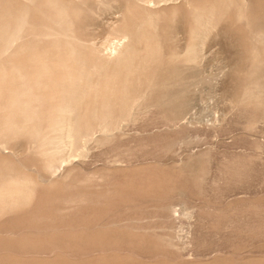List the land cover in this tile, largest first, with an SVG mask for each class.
Returning a JSON list of instances; mask_svg holds the SVG:
<instances>
[{
	"label": "rangeland",
	"instance_id": "obj_1",
	"mask_svg": "<svg viewBox=\"0 0 264 264\" xmlns=\"http://www.w3.org/2000/svg\"><path fill=\"white\" fill-rule=\"evenodd\" d=\"M217 1L139 3L168 27L151 31L160 52L175 53H155L162 63L132 69L130 76L145 80L126 82L143 96L129 115L88 118L83 134L90 136L52 158L30 148L35 125L46 119L38 108L33 128L0 138V184L22 189L0 210V264H264V34L248 38L236 17L241 5L263 28L264 0ZM134 3L76 0L79 36L94 49H111L122 41L115 29L123 7ZM28 4L0 0L9 14L31 15L35 2ZM136 7L132 18L143 17L145 8ZM200 9L199 21L193 15ZM193 31L200 32L197 53L182 59ZM15 54H0V67L18 61ZM31 54L50 75L66 53ZM133 54L135 62L144 55ZM98 55L75 54L89 65ZM68 64L75 74L76 64ZM86 84L79 87L83 109L98 100ZM54 100L44 97L40 106ZM106 124L113 132L104 134Z\"/></svg>",
	"mask_w": 264,
	"mask_h": 264
},
{
	"label": "bare ground",
	"instance_id": "obj_2",
	"mask_svg": "<svg viewBox=\"0 0 264 264\" xmlns=\"http://www.w3.org/2000/svg\"><path fill=\"white\" fill-rule=\"evenodd\" d=\"M75 1L70 0L67 2L69 4H65V0H24V2L30 5L35 2L32 5L34 11H32L31 15L27 10H22L17 14H9L4 10V6H0V54L16 53L14 59L18 60L12 62V66L7 68L4 66L0 67V138H9L20 133L21 130H26L24 128H33L35 124L32 123V119H39V116L34 113V108H38V112L42 113V115L43 112L46 113V119L42 125H35L36 130L33 131L34 141L32 142L34 145L30 148L32 152L44 158L56 157L62 153L61 148L63 145L73 148L81 140L90 136L89 133L83 134L87 129V126H84L83 122L88 118H98L101 122H104L107 119H120L119 117L122 115H129L128 113L132 107L136 103H139L143 96L141 95L142 93L133 94V90L126 82L145 80V77H140V73L139 76L136 74V76H130L132 69L142 70L144 66L145 69H149L151 65L159 62L162 63L161 58L155 53H175L169 51L160 52L162 49L158 44V38H155V41L152 40L151 31L167 30L168 27L160 19L158 20L154 11L147 9L148 7L139 5L143 0H133L138 8H145V15L143 17L132 18L135 14L136 6L127 5L123 7V13L120 20H118L120 21L119 25L116 29L113 27L117 37L119 34L120 38L118 37V39L122 41L117 42L118 44H115L114 47L111 46V49L109 48L104 52L101 49H94L92 44H88L87 41H84L79 36V25L82 21L80 16L81 10L76 4H72ZM166 1L170 0H159V2ZM146 2L145 5L147 4ZM233 3L235 4L236 1ZM239 6L240 9L237 10L238 14L236 17L246 28L248 38L257 40L262 37L264 26L263 28L257 26L258 23L255 22L252 14L241 7V5ZM209 8L211 9L212 7ZM223 8L225 9L224 6ZM198 11L201 14H194L193 18L200 21L201 18L205 17H203V10L200 9ZM204 20L206 21L207 17ZM199 21L197 22L200 24L202 21ZM149 31L151 35L148 33ZM206 31L204 33H207ZM115 33L113 35L116 36ZM195 34L194 31L190 33L188 43L183 52L186 54L184 57H181L182 59H186L188 53H197L195 51L194 40H196L195 38L200 32L198 35ZM141 43L142 49L137 50L136 46ZM21 53L30 54L22 57L18 55ZM31 53L66 54L60 56L57 66L53 68V73L49 75L45 73V68L48 67V64L40 61L38 55ZM76 53H97V55L99 54L98 58H100V61L96 65H89L81 58L77 59ZM133 53H144L141 61L135 62ZM173 56L170 55L168 59H172ZM71 59L77 67L73 70L77 71L75 74L71 73L72 71L68 64L71 62ZM168 59L166 58V60ZM25 60L26 62H30V68L23 66ZM48 79H51V81H48ZM20 82L29 83L15 85V83L19 84ZM81 83L88 84L84 88L89 92H98L95 96L98 100L93 99L92 105L84 109L80 100L84 95V92H81L79 88L83 85ZM64 84L66 85L64 86ZM47 96L55 98V100L49 103L45 109L40 106V101ZM20 118L21 126L16 122V119ZM27 122L30 123L27 124ZM107 125L101 127L104 134H109L113 130L111 126L107 127ZM116 126L114 127L113 125L114 129ZM21 196L22 189L19 186H13L11 183L0 184V210L10 207Z\"/></svg>",
	"mask_w": 264,
	"mask_h": 264
}]
</instances>
